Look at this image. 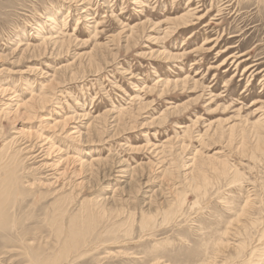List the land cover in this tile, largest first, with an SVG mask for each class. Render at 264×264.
I'll use <instances>...</instances> for the list:
<instances>
[{"label":"rangeland","instance_id":"obj_1","mask_svg":"<svg viewBox=\"0 0 264 264\" xmlns=\"http://www.w3.org/2000/svg\"><path fill=\"white\" fill-rule=\"evenodd\" d=\"M0 264H264V0H0Z\"/></svg>","mask_w":264,"mask_h":264},{"label":"bare ground","instance_id":"obj_2","mask_svg":"<svg viewBox=\"0 0 264 264\" xmlns=\"http://www.w3.org/2000/svg\"><path fill=\"white\" fill-rule=\"evenodd\" d=\"M222 6V5H221ZM218 15V14H217ZM204 19V18H203ZM244 26V25H243ZM207 40V39H206ZM187 79V78H186ZM162 82V81H161ZM171 84V83H170ZM50 148V147H49ZM38 156V155H37ZM227 164V163H226ZM7 198V197H6ZM7 202V201H6ZM8 203V202H7ZM2 211V210H1ZM3 213V212H2ZM3 219V218H2ZM4 220V219H3ZM2 224V223H1ZM8 229V228H7ZM11 235V234H10ZM10 243V242H9ZM252 251V250H251ZM252 254V253H251ZM257 254V253H256ZM262 254V253H261ZM253 255V254H252ZM250 256V255H249ZM261 257V255H260ZM253 258V257H252Z\"/></svg>","mask_w":264,"mask_h":264}]
</instances>
